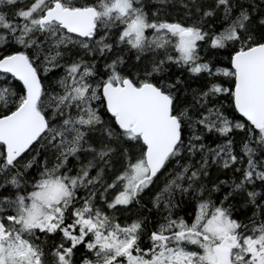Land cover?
<instances>
[{
	"label": "snow or ice",
	"instance_id": "obj_1",
	"mask_svg": "<svg viewBox=\"0 0 264 264\" xmlns=\"http://www.w3.org/2000/svg\"><path fill=\"white\" fill-rule=\"evenodd\" d=\"M0 264H264V0H0Z\"/></svg>",
	"mask_w": 264,
	"mask_h": 264
}]
</instances>
